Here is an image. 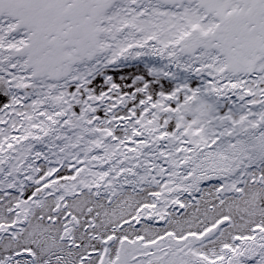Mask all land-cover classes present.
Segmentation results:
<instances>
[{"label": "snow or ice", "instance_id": "1", "mask_svg": "<svg viewBox=\"0 0 264 264\" xmlns=\"http://www.w3.org/2000/svg\"><path fill=\"white\" fill-rule=\"evenodd\" d=\"M0 264H264V0H0Z\"/></svg>", "mask_w": 264, "mask_h": 264}]
</instances>
